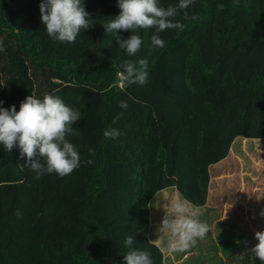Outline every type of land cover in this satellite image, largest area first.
Masks as SVG:
<instances>
[{"label":"trees","instance_id":"trees-1","mask_svg":"<svg viewBox=\"0 0 264 264\" xmlns=\"http://www.w3.org/2000/svg\"><path fill=\"white\" fill-rule=\"evenodd\" d=\"M40 3L0 0V107L61 97L80 112L79 135L68 139L93 163L37 180L18 147L0 145V264H123L129 235L153 264H171L150 239L162 210L150 204L171 189L170 201L205 206L210 167L236 138L264 139V0H195L188 18H176L183 31L159 33L163 48L151 45L154 29L138 30L143 43L131 57L104 27L120 12L117 0H84L93 26L75 43L47 35ZM139 59L149 61L148 83L120 88L121 64ZM110 128L119 138L104 136ZM197 239L207 248L199 264H262L242 240L224 241L221 258L210 231Z\"/></svg>","mask_w":264,"mask_h":264},{"label":"clouds","instance_id":"clouds-1","mask_svg":"<svg viewBox=\"0 0 264 264\" xmlns=\"http://www.w3.org/2000/svg\"><path fill=\"white\" fill-rule=\"evenodd\" d=\"M195 0H178L175 5L162 7L159 0H117L118 15L108 21L106 33H114L118 47L129 57L135 56L141 49L142 39L136 32L140 29H154L150 38L151 45L163 48L165 42L159 33L169 29L183 31L184 23L176 19L183 15L188 18L187 9ZM224 5H218L220 11ZM40 20L45 26L47 35L61 43H75L82 31L88 30L90 14L86 11L84 0H41ZM191 19H196L195 16ZM121 31L131 34L125 38ZM0 41V51H2ZM117 73V85L124 89L133 84L148 83L149 61L139 59L135 62L125 61ZM3 101H0V105ZM119 107L127 109L128 103L120 101ZM122 113L113 118L115 124ZM80 120V112L67 105L61 97L45 94L42 98L28 95L20 102L19 110L12 105L0 107V145L5 152L14 147L20 150V157L26 158L24 165L35 173L34 178L40 179L45 174L55 173L63 178L83 165L93 163L91 159L81 160L76 146L70 142L69 136H77L79 132L73 126ZM104 136L117 139L121 135L118 128L104 131ZM93 153V149L88 150ZM19 218L21 213L16 212ZM199 210L190 208L183 200L172 201L165 208V216L159 230L168 234V249L184 251L195 243L197 238H204L209 227L198 217ZM258 241L250 252L264 264V230L257 231ZM135 240L129 235L124 240L128 251L123 255V264H153L151 254L147 250L134 248Z\"/></svg>","mask_w":264,"mask_h":264},{"label":"rangeland","instance_id":"rangeland-1","mask_svg":"<svg viewBox=\"0 0 264 264\" xmlns=\"http://www.w3.org/2000/svg\"><path fill=\"white\" fill-rule=\"evenodd\" d=\"M230 151L223 162L212 166L213 169L210 167L208 216L198 217L203 223L213 217L208 227L221 258L223 242L227 239L242 240L253 247L258 243L255 233L264 230V139L236 138ZM170 194L171 189L161 192L155 198L160 203L150 204L152 210L154 205L162 208L157 215L160 217L157 229L151 230L150 239L162 248L166 256L172 257L171 264H199L194 258L202 256L207 248H198V239L184 251H171L168 249V234L159 230L165 208L172 202Z\"/></svg>","mask_w":264,"mask_h":264},{"label":"crops","instance_id":"crops-1","mask_svg":"<svg viewBox=\"0 0 264 264\" xmlns=\"http://www.w3.org/2000/svg\"><path fill=\"white\" fill-rule=\"evenodd\" d=\"M231 152V151H230ZM224 161V160H223ZM223 161H221V162H223ZM221 162H219V163H221ZM219 163H217V164H215V165H218ZM215 165H213V166H215ZM211 169H213V167L211 168ZM211 169H210V173H211ZM210 192H211V189L209 190V193H208V200H207V204L205 205V206H203V207H198L197 209H199V210H201V209H203V210H201V211H208L209 210V205H210V202L209 201H211V194H210Z\"/></svg>","mask_w":264,"mask_h":264},{"label":"water","instance_id":"water-1","mask_svg":"<svg viewBox=\"0 0 264 264\" xmlns=\"http://www.w3.org/2000/svg\"><path fill=\"white\" fill-rule=\"evenodd\" d=\"M98 44V42H96V44L95 45H97Z\"/></svg>","mask_w":264,"mask_h":264}]
</instances>
